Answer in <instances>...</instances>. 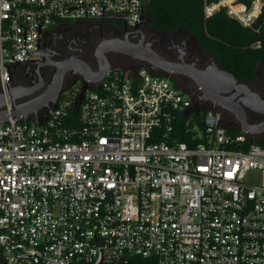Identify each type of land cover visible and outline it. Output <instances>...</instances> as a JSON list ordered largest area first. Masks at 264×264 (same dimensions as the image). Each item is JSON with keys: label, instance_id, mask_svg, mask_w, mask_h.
I'll use <instances>...</instances> for the list:
<instances>
[{"label": "built area", "instance_id": "1", "mask_svg": "<svg viewBox=\"0 0 264 264\" xmlns=\"http://www.w3.org/2000/svg\"><path fill=\"white\" fill-rule=\"evenodd\" d=\"M149 1L0 0L2 91L50 26L116 15L135 27ZM221 7L248 27L264 0H215L206 16ZM80 92L42 125L0 124V264H97L101 249L117 259L100 264H264V144L230 133L216 104L202 130V89L146 66L113 69L77 105ZM182 118L192 145L176 134Z\"/></svg>", "mask_w": 264, "mask_h": 264}, {"label": "flooded vegetation", "instance_id": "2", "mask_svg": "<svg viewBox=\"0 0 264 264\" xmlns=\"http://www.w3.org/2000/svg\"><path fill=\"white\" fill-rule=\"evenodd\" d=\"M154 33L158 37H155ZM105 41L148 46L167 60H184V62L193 64L199 69H205L216 62L211 55L200 51L196 40L184 29H178L173 33L155 31L146 26L145 19H142L135 27H132L125 18L116 15L103 19L86 17L77 20H65L50 26L48 32L41 35L38 42V56L26 63L16 65V72L11 82L12 85L21 86L25 90L40 87V90L24 96L21 100H18V103L39 99L41 91L49 88V86L52 87L58 74L65 67L67 69L63 72L60 83L61 90H63L62 93L69 89H81L84 85V80L79 70L82 69L93 73L99 68L96 50ZM105 55L111 66L125 61L129 62L134 70L146 66L149 69L163 73L173 81L176 78H182L193 82L187 75L164 72L145 61L134 59L130 55L120 51L109 50L105 52ZM117 55H126L127 58L121 60L120 58H116ZM249 85L253 91L264 97V80L261 81L259 75ZM238 98L239 96L235 99L237 100ZM239 102L244 106L249 123L255 124L264 120L263 113L250 109L244 104L243 100H239ZM202 105L209 108L212 106V103L206 101ZM53 106L54 102L47 101L37 113L29 114L28 117L29 119H33L34 117L45 119ZM218 107L223 111L225 116L228 114L231 117L228 122L229 125L234 126L238 122L235 120V115L232 112L221 106ZM259 135L264 136V132L254 137L257 138Z\"/></svg>", "mask_w": 264, "mask_h": 264}, {"label": "water", "instance_id": "3", "mask_svg": "<svg viewBox=\"0 0 264 264\" xmlns=\"http://www.w3.org/2000/svg\"><path fill=\"white\" fill-rule=\"evenodd\" d=\"M112 16L113 15H107L105 18ZM109 50L120 51L128 54L134 59L145 61L167 73L187 75L193 80L196 86L202 89V100L210 101L212 104L221 106L235 115L234 118L238 121L241 131L246 132L251 137L264 132V120L255 124L249 123L244 106L239 102V100H243L244 104L250 109L264 114V97L253 91L250 88L249 83L239 81L231 72L219 66L217 62H214L205 69H199L193 64L184 62V60H167L148 46L127 45L114 41H105L98 46L96 50V57L99 62V68L96 71L90 73L82 69L79 70V73L84 80V85L81 88V92L76 101L77 105L80 103V100L84 99L85 94L90 89V85L92 83L101 81L109 72L116 68L112 67L106 58L105 52ZM33 55L38 56V50L34 52ZM66 69L67 67L61 70L52 87L49 86V88L41 91L39 99L18 103V100H21L24 96L40 90V87L25 90L21 86L12 85L10 83L7 90L9 98L6 96L5 91H0V124L8 121L10 117L23 121H33L39 125L44 124L46 119L41 121L38 117L29 119L28 115L37 113V111L44 106L47 101L54 102L53 107L58 105V100L63 91L61 90L60 85L61 77ZM237 96H239V98L236 100L235 98ZM46 258L53 264H63L61 261H57L51 257ZM116 259V257H112L110 259L104 258L101 249L100 260L97 264H100L102 261Z\"/></svg>", "mask_w": 264, "mask_h": 264}, {"label": "trees", "instance_id": "4", "mask_svg": "<svg viewBox=\"0 0 264 264\" xmlns=\"http://www.w3.org/2000/svg\"><path fill=\"white\" fill-rule=\"evenodd\" d=\"M212 1L215 0H150L146 26L164 33L184 29L193 36L202 53L211 55L219 66L231 72L239 81L250 84L257 78L260 64L264 62V7L252 26L247 27L230 17L225 7L206 16L205 6ZM207 110V106L199 105L194 113L202 130V118ZM180 120L176 134L179 140L192 145L191 134L183 130V118ZM229 132L242 133L232 129ZM252 143L262 144L258 138L249 137L246 145ZM122 264L158 263L154 257L131 256Z\"/></svg>", "mask_w": 264, "mask_h": 264}, {"label": "rangeland", "instance_id": "5", "mask_svg": "<svg viewBox=\"0 0 264 264\" xmlns=\"http://www.w3.org/2000/svg\"><path fill=\"white\" fill-rule=\"evenodd\" d=\"M217 1H220V0H217ZM154 36L158 37L155 33H154ZM116 58H120L121 60H123L124 58H127V57H126V55H123V56L122 55H117ZM112 66H114L116 68L119 67L120 69H123V70H126V71L134 70L132 65L129 64V62H125V61H123L122 63L113 64ZM156 72H159V71H156ZM160 74H163V73H160ZM258 75H259L260 80L263 81L264 80V62L260 64V67H259V70H258ZM171 81H173V80L171 79ZM174 81L176 82V84H178L182 88V90H184L186 92V94L187 93H193V94L195 93L196 85L192 81L184 80L182 78H176ZM195 97H196L195 98V102L196 103H198L200 101L202 102L200 94H198ZM225 118H226V122H229V120L231 119V117H229L228 114H226ZM233 127L236 130H240V126H239L238 122L235 123ZM257 138L260 140V142L262 144H264V136L263 135H259Z\"/></svg>", "mask_w": 264, "mask_h": 264}, {"label": "bare ground", "instance_id": "6", "mask_svg": "<svg viewBox=\"0 0 264 264\" xmlns=\"http://www.w3.org/2000/svg\"><path fill=\"white\" fill-rule=\"evenodd\" d=\"M227 1H233V0H227ZM6 96L9 98V94H8V92H6Z\"/></svg>", "mask_w": 264, "mask_h": 264}]
</instances>
